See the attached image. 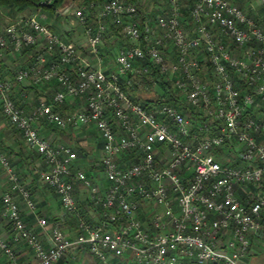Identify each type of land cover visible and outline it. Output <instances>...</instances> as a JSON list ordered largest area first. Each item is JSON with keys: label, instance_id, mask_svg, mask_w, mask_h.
<instances>
[{"label": "built area", "instance_id": "built-area-1", "mask_svg": "<svg viewBox=\"0 0 264 264\" xmlns=\"http://www.w3.org/2000/svg\"><path fill=\"white\" fill-rule=\"evenodd\" d=\"M70 7L95 62L41 14L5 15L0 57L25 47L34 55L10 75L0 70V113L37 154L32 172L57 195L74 231L37 213L29 183L0 147L8 183L0 193V264H58L72 250H88L99 264H243L264 228V27L232 0H161L153 17L125 0H77L61 13ZM110 25L121 44L106 71ZM148 66L192 113L144 105L124 91L143 83L138 75ZM29 79L57 83L30 109L25 94L13 92ZM66 98L81 107L63 115L56 105ZM90 124L101 141L103 183L75 164L78 149L40 132ZM18 245L31 249V260L20 259Z\"/></svg>", "mask_w": 264, "mask_h": 264}, {"label": "crops", "instance_id": "crops-1", "mask_svg": "<svg viewBox=\"0 0 264 264\" xmlns=\"http://www.w3.org/2000/svg\"><path fill=\"white\" fill-rule=\"evenodd\" d=\"M244 0H236L241 6H244ZM28 11H35L38 14H41L43 16V20L47 25L54 31H56L58 34H60L64 39L70 40L77 45H82L83 42V34H82V26L77 23L76 25H68L66 17L59 16L56 12H51L46 8L42 9H34L27 8L23 11H17L15 7L10 6H2L0 7V29L5 23V15L14 16L19 13L28 12ZM264 21V19H262ZM111 30H107L105 33V36L110 37L108 33H110ZM112 33V32H111ZM117 34H119L117 32ZM113 36V35H111ZM82 40L80 42H76L78 39ZM121 38V36H120ZM106 42V41H105ZM105 47L103 46L101 56V66L106 71L111 69L112 66V58L107 61H105ZM80 53L89 58L90 61L95 62V59L91 56L90 51L87 47L83 46L80 48ZM34 55V47H25L20 52H5L0 57V70L10 75L15 70L19 69L22 66L28 65ZM57 86V83L55 80H51L49 82H45L42 84H35L30 79L26 80L22 84H15L13 92L15 95H19V91L21 93H24V104L25 107L30 109L32 108L38 96L45 95L50 96L52 92L55 90ZM36 97V98H35ZM79 101L73 102L71 99L66 98L62 104L56 105V107L60 110V112L65 115L67 113L73 112L80 108ZM40 132L53 139L61 141L65 144H68L70 146L75 147L76 149L81 150V145L86 144L88 147H94V143H96V147L98 148L99 153L101 154V141L98 138L96 131L94 127L90 125H86L84 127L79 128H73V127H66L65 129H54L51 126L48 125H41L40 126ZM94 138V140H92ZM93 141V142H92ZM0 147L1 149L9 155V157L12 159V163L15 168H19V171L22 172V175L25 177V182L29 183V186L31 187L32 193L34 198L37 201V213L40 216L49 217V214L54 217V213H52L51 209L52 206L55 205L53 203L50 196L47 194V190L43 187L47 185H44L40 182L38 175L34 174L32 172V165L34 162L38 161L39 158L37 154L28 148L23 141V138L21 134L15 130L13 127L9 125V123L4 119V117L0 113ZM21 151L24 152V155L21 153ZM92 154L88 153L86 157L88 159L92 158ZM19 161V164H17L16 161ZM57 198V195H56ZM16 200L19 203L20 211L23 215V217L26 219L27 223L30 227L35 229L38 233V237L41 241H46V231L44 229H41L35 221V217L33 214L29 213L27 208L24 206L22 201L19 197H16ZM58 201V199H57ZM59 206V201H58ZM84 209L87 207V205H83ZM60 208V206H59ZM89 208V207H88ZM62 212L60 209V218H62ZM63 226L73 232L74 231V220L73 218L67 217L61 219ZM264 238V228L261 230V236L259 237L258 243H260L261 240ZM262 242V241H261ZM19 253V257L22 260H31L32 259V251L31 249L23 246L18 245L15 247ZM251 255H249L247 258H245V261L249 259ZM60 261V260H59ZM64 264V263H63Z\"/></svg>", "mask_w": 264, "mask_h": 264}, {"label": "rangeland", "instance_id": "rangeland-1", "mask_svg": "<svg viewBox=\"0 0 264 264\" xmlns=\"http://www.w3.org/2000/svg\"><path fill=\"white\" fill-rule=\"evenodd\" d=\"M77 0H66L64 2V6L59 7L57 10L63 12L64 7L67 6L70 2L73 4L76 3ZM161 0H140V8L141 10L153 17L158 12V6ZM236 2V0H232ZM244 6L242 5V8L244 11L257 19L258 23L261 27H264V7L260 5L258 0H244ZM74 6V5H73ZM61 17H66L68 25H76L78 22L73 17V14L71 13V7L68 9L67 13H61ZM112 32V31H111ZM108 33L109 35H113L110 37H107L104 35V47H105V55L106 58L105 61L108 59L110 60L113 56V54L116 52L118 46L121 44V38L120 35L117 34V32ZM82 38L76 40V42H80ZM106 41V42H105ZM137 92L140 96L143 98H154L156 94H160V90L156 87V85L152 84L151 86H148L145 83H142L137 88ZM47 95V94H45ZM36 98V97H35ZM94 140V138H92ZM93 142V141H92ZM81 150L78 149L79 156L77 160L75 161V164L77 166H80L84 168L88 173H91L94 178H96L97 181L103 183V176L101 172V168L99 167V157L100 153L98 151V148L96 147V143H94V147H88L82 143L80 144ZM88 153H91L93 156L91 159H88L86 155ZM17 164H19V161H16ZM16 170L18 171V174L20 176V179L22 182L26 181L25 177L22 175V172L19 171V168L17 167ZM8 187V183L6 181V177L4 172L0 169V193L4 191ZM47 190V194L52 199L53 203H55L54 206H52V213H54V217L49 214L48 220L51 223L53 218H60V208L58 206V197L56 198V194L52 191L51 188L43 186ZM81 193V192H80ZM62 216V215H61ZM47 217V216H46ZM264 239V238H262ZM262 241V242H261ZM260 243H257V246L255 247V253L249 257V259L243 264H264V240H261ZM99 264V262L93 257V255L88 250H72L69 254H67L63 259H61L58 264Z\"/></svg>", "mask_w": 264, "mask_h": 264}, {"label": "trees", "instance_id": "trees-1", "mask_svg": "<svg viewBox=\"0 0 264 264\" xmlns=\"http://www.w3.org/2000/svg\"><path fill=\"white\" fill-rule=\"evenodd\" d=\"M66 0H52V2L44 6L43 8L48 9L51 12H57L59 7L64 6V2ZM106 0H83V3L87 4L89 2H103ZM126 2L133 3L140 8V3L138 0H125ZM39 2V0H0V7L2 6H10V7H15L17 11H23L24 9L27 8H32L34 7L35 3ZM141 9V8H140ZM111 30L112 32H117V29L114 28L113 26H109L108 30ZM149 69L145 74L138 75L140 77L141 81L148 86H151L152 84L156 85V87L160 90V94H156L154 98H148L145 97L143 98L142 96L139 95L137 92V88H131L129 86L123 85L124 91L135 101H141L144 105H149L150 103H172L176 107L180 108L181 110L187 112V113H192L190 108L184 104L181 100L180 94L178 91H176L172 84L165 79L163 75L158 73L152 66H148ZM21 153L24 155V152L21 151ZM100 167V166H99ZM91 174V173H89ZM82 212L86 213V210L82 207L81 208ZM264 222V221H262Z\"/></svg>", "mask_w": 264, "mask_h": 264}]
</instances>
